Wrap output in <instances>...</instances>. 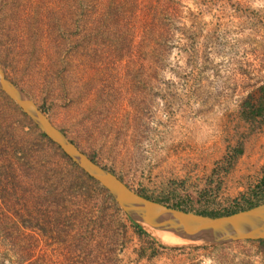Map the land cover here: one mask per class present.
I'll use <instances>...</instances> for the list:
<instances>
[{"label":"rangeland","instance_id":"1","mask_svg":"<svg viewBox=\"0 0 264 264\" xmlns=\"http://www.w3.org/2000/svg\"><path fill=\"white\" fill-rule=\"evenodd\" d=\"M99 1L104 16L108 0ZM113 3L134 26H90L78 39V0H0L3 75L80 152L137 195L195 214L234 207L264 171V112L249 121L241 113L264 85V0ZM144 21L166 28V47L153 51L141 43ZM17 123L34 155L46 153L68 168L86 197L70 187L62 193L53 206L63 229L56 235L45 232L42 216L35 226L28 205L25 264H264V243L257 241L161 244L0 91L4 215H11L14 162L3 145L4 126ZM236 145L242 154L228 167L225 155Z\"/></svg>","mask_w":264,"mask_h":264},{"label":"trees","instance_id":"2","mask_svg":"<svg viewBox=\"0 0 264 264\" xmlns=\"http://www.w3.org/2000/svg\"><path fill=\"white\" fill-rule=\"evenodd\" d=\"M113 2L114 0H108L107 3H104V7L107 12L106 15L101 16L99 8H102V2L99 0H84V2L82 0H78V13L76 14L75 19L76 26L79 29V34L82 33V36L79 35L78 39L85 37L84 29L90 26L98 28L103 25L101 27L115 28V24H118V22L121 23L122 28L130 26L129 28L131 29L134 26L133 23L124 17L122 10H117L120 8L119 5L114 6ZM164 10L166 11L165 8ZM155 16L156 14L152 12L151 20H154ZM161 23L162 21L159 20L158 24L161 25ZM140 26H142L140 29L142 32L141 43L146 44V42H148L149 44L147 45L150 46L153 51L156 48V45H161L162 47L167 46V39L169 38L165 35V32H167L166 28H164V31H162L161 28L160 31L158 27H155L154 21H150V23L149 21H144L143 25ZM149 40L151 42H149ZM85 47L86 45L81 44L79 49L83 50ZM258 93L259 96L256 102L251 104L244 102L243 104L244 107L241 110V113L243 119L246 121L254 120L255 118L263 115L264 85L258 88ZM4 127L7 129L5 134L6 137L8 136V140L6 141V144L3 143V145L10 148L12 156L11 159L14 160V162L11 160L12 163H10L9 166L10 171L12 169V172H10V196L13 203L9 206L11 211L10 216L4 215L0 208V264H6V262L8 264H25V230L28 227V205L30 204V212L35 216V218H32L35 226L38 223L39 217L42 216L45 218V232L49 235H56L60 234L63 229L60 228L61 223L58 217L59 214L57 215L56 210H53V206H59V203L63 201V198H61L63 197L62 193H66V189L70 187L73 188V190L75 189L76 196L79 195L80 197H86L83 194V190L79 187L80 184L74 183L73 179L76 178H73L74 175L71 174L68 168L65 166L62 167L58 163L49 159V155L46 153H42V156L34 155L35 151L31 149L33 145L29 147L27 140L21 137L22 135H25V132L19 123L16 125L7 124ZM228 151L230 152V155H225V158L227 157L225 165L230 167L235 159L242 154V148L240 145H236ZM38 158L41 160L40 164L35 163L34 161V159ZM227 170L228 168L224 169V172H227ZM155 201L184 212L190 211L184 205H179L177 203L166 204V202H162L161 200ZM262 203H264V171L261 173L260 178L253 185V187L240 197L239 203H237L234 207L218 213L200 211L196 212V214L210 217H220L247 210ZM136 230L140 233L139 229L136 228ZM257 242L264 243V240H259ZM113 244L115 243L112 242V245ZM108 252L110 255L113 254L114 251L112 247L108 248Z\"/></svg>","mask_w":264,"mask_h":264},{"label":"water","instance_id":"3","mask_svg":"<svg viewBox=\"0 0 264 264\" xmlns=\"http://www.w3.org/2000/svg\"><path fill=\"white\" fill-rule=\"evenodd\" d=\"M0 91L12 101L41 134L86 177L100 185L117 207L132 221L141 215L163 231L182 240H197L210 246L238 241L264 240V210L256 207L220 217L203 216L165 206L137 195L112 173L92 162L56 129L27 94L5 78L0 69ZM139 224V223H138Z\"/></svg>","mask_w":264,"mask_h":264},{"label":"bare ground","instance_id":"4","mask_svg":"<svg viewBox=\"0 0 264 264\" xmlns=\"http://www.w3.org/2000/svg\"><path fill=\"white\" fill-rule=\"evenodd\" d=\"M261 209L264 210V204L261 206ZM135 218L138 219L139 221L144 222L143 226L146 228V230L153 237L158 239L161 244L181 246V245H193V244H200L201 243V241H197V240L179 239L178 237H175V236L163 231L162 229L159 228V226L155 222L147 219L144 216L136 215Z\"/></svg>","mask_w":264,"mask_h":264}]
</instances>
